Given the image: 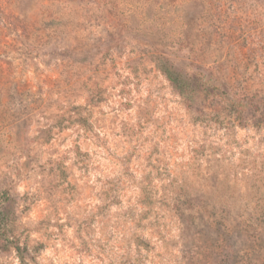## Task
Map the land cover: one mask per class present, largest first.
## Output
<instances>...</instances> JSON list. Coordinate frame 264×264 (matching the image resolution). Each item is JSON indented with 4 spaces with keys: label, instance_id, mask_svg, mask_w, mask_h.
Segmentation results:
<instances>
[{
    "label": "rangeland",
    "instance_id": "rangeland-1",
    "mask_svg": "<svg viewBox=\"0 0 264 264\" xmlns=\"http://www.w3.org/2000/svg\"><path fill=\"white\" fill-rule=\"evenodd\" d=\"M0 211V264H264V0H0Z\"/></svg>",
    "mask_w": 264,
    "mask_h": 264
},
{
    "label": "trees",
    "instance_id": "trees-1",
    "mask_svg": "<svg viewBox=\"0 0 264 264\" xmlns=\"http://www.w3.org/2000/svg\"><path fill=\"white\" fill-rule=\"evenodd\" d=\"M169 75L171 76V80L173 81V83L176 84V82H178V79L173 75V73L168 72ZM3 219H2V212L0 211V224L2 223Z\"/></svg>",
    "mask_w": 264,
    "mask_h": 264
}]
</instances>
